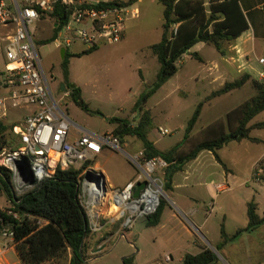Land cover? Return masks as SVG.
Returning a JSON list of instances; mask_svg holds the SVG:
<instances>
[{"label": "rangeland", "instance_id": "rangeland-1", "mask_svg": "<svg viewBox=\"0 0 264 264\" xmlns=\"http://www.w3.org/2000/svg\"><path fill=\"white\" fill-rule=\"evenodd\" d=\"M204 1L205 7H208V0ZM131 7L137 11L138 17L126 22L125 40L115 44L100 45L89 54L69 58L68 80L72 85L81 89V97L87 105V111L73 102L70 89L67 87L65 91L69 95L62 101L61 108L73 124L98 135L106 133L114 135L116 124L109 122L111 118L126 120L131 127L138 125L140 114L134 106L140 96L151 89L159 73L160 65L149 46L161 39L163 7L158 0H135ZM258 14L256 13L257 16ZM233 45V41L225 42L222 44L221 51L217 52L210 45L196 44L191 51L197 53L198 58L185 54L177 63V73L148 98L145 110L149 112L151 126L146 128L145 132L157 149L167 151L174 145L180 144L181 151L185 152L192 147L191 142L201 138L202 131L207 126L216 122L222 123L226 133L230 131L226 114L256 95V89L252 84L255 79L250 75L251 81L241 89L234 90L227 95L211 97L218 85L228 77L223 76L224 72L221 73V70L227 64L225 59L230 55V48ZM82 47L85 46L76 43L71 49L77 52ZM52 50L54 53L49 61L48 54ZM37 51L48 76L53 96L56 101H59L62 92L59 91L58 86L62 83L63 76L54 58L57 51L54 45L37 46ZM6 62L5 43L0 41V90L3 93L5 90L1 86H3ZM206 71L218 72L213 84L205 79ZM199 103H202V109L191 132L193 138L190 141H183L187 122ZM32 109L31 106L13 107L9 105L6 117L0 119V122L8 128L4 133L8 145L0 149V152L2 150L12 151L18 146L19 140L11 127L14 123H21ZM260 121H264V112L256 116L251 123ZM159 128H167L171 132L170 135L160 136ZM251 129L250 135L260 141L250 144L249 149L243 152L244 155L241 152L232 154L229 150L231 145L225 147L220 153L222 159L230 165L232 161L235 162L234 171L241 179L238 182L244 179L248 181L228 194V196H233L238 204L234 211L228 212L226 204L224 212L219 210L216 204H220V199H223L225 194H222L215 202L206 195L205 190L209 184H202L194 194L197 198L195 206L201 210L199 218L194 220L189 216V221H187L174 208L175 198L165 188V176L161 175L163 186L160 201L165 203L161 224L148 227L147 217L139 218L132 231H129L132 238L129 237V232L125 238L114 237L106 249L88 255L90 259L86 264H124V259H131L130 264H180L181 255L187 253L194 255L204 247L211 246L215 249L217 242L221 241L222 227L228 237H231L238 228L245 227L246 218L244 214L241 215L239 204L245 199L253 183L249 179L248 172L244 176L243 162L252 159L264 149V128H255L253 125ZM75 131L76 128L72 127L71 135ZM120 144L124 152L128 154L142 150V144L136 136H125ZM95 164L104 170L107 183L111 188L123 187L128 180H133L138 172L124 153L110 149L98 155L95 158ZM229 187L234 186L229 184ZM13 191H15L14 188ZM176 193L186 195L188 190L181 189ZM15 195L17 196L16 192ZM10 206L5 193L0 192V209H7ZM212 208L215 209L212 211ZM170 212L175 213L177 218L171 217ZM209 213H211L210 216H208ZM224 213H226L225 220ZM203 221L206 224L205 228H198ZM97 240L93 238V244L98 243ZM217 253L219 264H264V230L253 231L249 238H237L222 252L217 251ZM166 256L169 260H166ZM0 264H20L14 247L4 249L2 245L0 246Z\"/></svg>", "mask_w": 264, "mask_h": 264}, {"label": "built area", "instance_id": "built-area-1", "mask_svg": "<svg viewBox=\"0 0 264 264\" xmlns=\"http://www.w3.org/2000/svg\"><path fill=\"white\" fill-rule=\"evenodd\" d=\"M98 3L10 0L8 4L0 0V27L11 28L5 46L7 62L3 78L9 93L0 97V119L6 117L9 105L33 107L13 129L19 140L18 146L12 151L0 152V168L9 171L17 196L51 179L58 170H78L77 200L86 215L88 234L98 239L97 248L105 246L106 249L114 237L125 238L139 218L155 214L162 194L161 175L165 176L168 164L160 157L147 158L142 150L125 153L118 137L111 133L98 135L76 128L78 137L72 139L71 129L75 126L61 108L69 93L64 90L60 100H55L32 28L42 18L50 17L60 5L69 12L57 34L56 42L60 46L68 48L79 42L91 49L121 41L126 22L136 19L137 11L131 5L121 4L97 8ZM258 9L264 13V4ZM256 63L258 69L254 79L264 88V53L256 58ZM158 133L167 136L171 132L159 128ZM107 149L124 153L138 170L135 178L120 189L111 188L104 171L95 164V158ZM254 179L259 180L258 172ZM143 181L145 187L138 197H134L136 184ZM214 187L217 192L227 190L225 183ZM0 210L19 220L20 215L13 209ZM37 223L42 224L43 220L39 219ZM0 238L3 248L15 246L11 226L3 220H0ZM166 260H169L168 256Z\"/></svg>", "mask_w": 264, "mask_h": 264}, {"label": "trees", "instance_id": "trees-1", "mask_svg": "<svg viewBox=\"0 0 264 264\" xmlns=\"http://www.w3.org/2000/svg\"><path fill=\"white\" fill-rule=\"evenodd\" d=\"M158 1L163 7L162 35L160 41L150 45L149 49L157 58L160 69L151 89L141 95L134 106V109L139 111L140 121L135 127H131L123 119L111 118L109 122L116 124L113 134L120 141L127 135L136 136L147 158L160 157L167 162L165 188L169 189L174 173L185 163L195 159L201 151L213 153L216 161L223 165L216 154L219 149L231 141L243 139L253 141L249 136L252 126L249 127L248 124L256 115L264 111V88L256 80L252 81L256 95L226 114L227 126L230 128L228 133L225 132L222 123L216 122L202 131L201 138L191 142L192 147L189 150L181 151V146L178 144L167 152L158 151L147 139L145 132L146 128L151 126L149 112L145 110L148 98L177 73V63L185 54L198 58L197 53H189L193 46L204 43L219 52L223 43L234 41L248 29L247 19L239 5V0H208V7H205L204 0ZM134 2L135 0H112L99 2L96 7L132 5ZM68 13L60 5L55 7L51 17L54 18L57 26L54 35L43 44L55 41L60 27L68 19ZM96 49L97 47L87 49L74 56L80 57ZM72 56L66 52L60 63L62 83L70 89L73 102L87 111V105L81 97V89L76 86L70 88L69 58ZM249 81L251 76L244 73L236 80L224 83L211 94V97H219L241 89ZM201 109L202 103H199L187 122L183 141H190L193 138L191 132ZM14 127L15 125H12V131ZM255 128H264V122L255 124ZM7 129L0 122V149L8 145L4 134ZM255 173L256 171L253 173V178ZM77 175L78 170L73 168L58 170L54 177L43 181L35 189L16 196L9 171L0 168V192L5 193L11 204L7 209H13L20 215L19 220H14L0 210V220L11 226L14 248L20 264H86L94 237L88 234L86 215L77 200ZM164 205V201L161 200L155 214L147 217L148 227L159 223ZM246 216V227L238 229L231 237L226 235L223 227L221 228V241L215 247L218 252H222L233 240L264 225V213L262 216L257 214V205L253 201L246 205ZM39 219L43 220L42 224L37 223ZM123 262L130 264L131 259H124ZM180 264H219V260L209 248L204 247L198 254H185Z\"/></svg>", "mask_w": 264, "mask_h": 264}, {"label": "crops", "instance_id": "crops-1", "mask_svg": "<svg viewBox=\"0 0 264 264\" xmlns=\"http://www.w3.org/2000/svg\"><path fill=\"white\" fill-rule=\"evenodd\" d=\"M87 1L89 3H98V2H108V1H112V0H108V1L107 0H105V1L87 0ZM5 2L10 4V0H5ZM262 4H264V0H239V5H240V7L246 16V19H247L248 29L246 31H244L237 39H235L233 41L234 45L231 46V48H230L231 53L225 59V62L227 64L224 65L223 69L221 70L222 71L221 73L224 72L223 76H225V77L228 76V77L225 79V81L220 83L215 90L222 87V85L226 82H232V81L236 80L237 78H239L240 74H242V73L252 75L255 78V72L258 69V65L256 63V58L259 57L262 53H264V13H262L258 9V7ZM256 13H259L258 14L259 16H257ZM56 26H57V24H56L53 17L50 16L47 18H42L41 20L36 22L32 27L33 28V39H34V42L36 44V47L37 46H43V45H47V46L54 45V49H55V51H57V54L55 57L54 56L53 57L55 58V61H57V63L60 66V63L63 60L61 58V55H60L61 49H65V53L67 52L68 54L74 56L78 53H81V52L87 50V48L82 47L76 52V51H73L71 49V47H73L74 44L79 43V42H75L70 47L64 48L63 46H60L58 44V42H56V39H55V41H53L51 43L43 44V42L45 40L50 39L54 35V30H55ZM126 30H127V28L125 25V31H124V35H123L122 40L126 39ZM10 33H11L10 27L9 28L0 27V35L2 36L0 38V41L2 43H5V46L7 44V36ZM56 37H57V35H56ZM81 45L82 44H80V46ZM191 50L192 49L189 50V53H192ZM235 50H237L238 52L236 53ZM53 53H54V50H52L48 54V60L49 61H50V58L53 55ZM65 53H64V55H65ZM217 74H218L217 71H212V72L206 71L205 72V79L206 80L208 79L209 83L213 84ZM3 75H4V73H3ZM1 87L4 88L5 91L3 93L0 90V97L7 96L9 93V89L6 88L4 85ZM59 87H60V85L58 86V88ZM59 91H60V89H59ZM227 94H229V93H227ZM227 94H225V95H227ZM262 112H264V111H262ZM261 113H259L258 115H260ZM258 115H256V116H258ZM256 116L254 118H256ZM251 121L248 124L249 127L253 126L255 124L264 122V121H260V122L251 123ZM14 125H16V123H14ZM73 125L77 129L80 128L81 130H85L76 124H73ZM250 134H251V132H250ZM249 136L251 139H253V141L249 140V139H243L241 141H231L216 152L217 156L219 157V159L221 160L223 165L219 164L216 161L213 153H211L209 151H201L195 159L185 163L179 171L174 173V175L172 176V179H171V186L168 190L171 192V194L175 198L173 200L174 208L177 210V212L180 213V215H182L184 217L185 220L189 221V219H188L189 216L192 217L194 220L195 219L197 220L199 218L198 216L200 215L201 210L199 209V207L195 206V205H197V203H196L197 198L194 196V194L196 192V189L200 188L202 184H204V185L209 184L205 190L206 195L211 200H215V202L220 199L222 194H225L224 198L220 199V204L219 205L216 204V206L218 207L219 210L224 212L225 204L228 205V209L226 208V210L228 212H232L235 210V208H236V206H238V204L236 203V200H234L233 196H228V194L232 191H235L238 187H241L243 184H246L248 181H247V179H244L243 181L238 182V180H241V179L236 176V173L234 171L233 166H234L235 162L232 161V163L230 165L224 159H222V157L220 156V153L225 147H229V145H231V148H229V150H231L232 154H234V153L239 154L241 152L242 155H244L243 152H246V150L249 149V147L251 146L250 144L258 143L260 141L259 139H256V138L252 137L251 135H249ZM76 137H78L77 131H75V133L71 135L72 139H74ZM147 139H148V136H147ZM150 142L155 147L153 141H150ZM232 145H234L235 147ZM170 149H168L167 151H169ZM157 150L160 152H167V151H161L159 149H157ZM96 166L100 167L99 165H96ZM243 166L245 168L244 169L245 170L244 176L248 172L249 173V179L253 183V187L248 189V192L246 193L247 196L239 204V208H241L240 209L241 215L242 214L245 215L246 225H247V216H246V205H247V203L253 201L257 205V214L259 216H262L264 213V149L262 151H260V153L258 155L254 156L252 159L245 160L243 162ZM254 171L259 173V180L258 181H256L253 178ZM131 180L132 179L128 180L123 185V187L127 183H129ZM208 181H209V183H208ZM218 183H225L227 185V190H225L223 192H217L214 186ZM229 184H233L234 187L230 188ZM117 189H120V188H117ZM181 189L188 190V193L186 195L177 194L176 191L181 190ZM217 207H216V209H217ZM214 209L212 208V211ZM170 213H171V217L177 218L175 213H173V212H170ZM210 215H211V213L208 214V216H210ZM223 216H224L223 218L225 220L226 213H224ZM162 217H163V213L161 214L159 223L157 225L161 224ZM204 223H205L204 221H203V223H200L198 228H205L206 224H204ZM245 227H241L238 229H243ZM257 230L263 231L264 225H260L254 231H257ZM130 232L128 235H130L129 237L132 238V236H131L132 234H130ZM250 235H252V232L249 234L242 235L239 238H241V239L249 238ZM219 243H220V241L217 242V245ZM1 245L3 246V240L0 238V246ZM95 250H97V243L91 245V247L89 249V254L91 255V254L97 253L98 251H95ZM200 252H198V253H200ZM198 253H196V254H198ZM183 257H184V255H181V257L179 258V263H181ZM89 259L90 258L87 259V262Z\"/></svg>", "mask_w": 264, "mask_h": 264}, {"label": "water", "instance_id": "water-1", "mask_svg": "<svg viewBox=\"0 0 264 264\" xmlns=\"http://www.w3.org/2000/svg\"><path fill=\"white\" fill-rule=\"evenodd\" d=\"M64 53H65V49H61V51H60V55H61V58L63 59V57H64ZM70 88H74V85H70ZM65 90V85L63 84V83H61L60 84V91L62 92V91H64ZM145 185H146V182L145 181H143V182H138L137 184H136V186H135V192L133 193V196L134 197H138V195H139V192L145 187ZM210 248V250L218 257V253H217V251L213 248V247H209ZM105 249V246H102V247H100V248H97V250H95V251H103Z\"/></svg>", "mask_w": 264, "mask_h": 264}]
</instances>
